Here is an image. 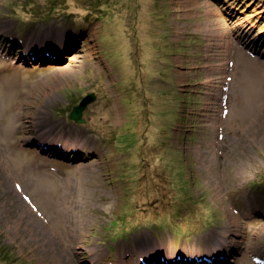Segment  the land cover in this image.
Here are the masks:
<instances>
[{
  "label": "rangeland",
  "instance_id": "rangeland-1",
  "mask_svg": "<svg viewBox=\"0 0 264 264\" xmlns=\"http://www.w3.org/2000/svg\"><path fill=\"white\" fill-rule=\"evenodd\" d=\"M248 58L264 0H0V264H264Z\"/></svg>",
  "mask_w": 264,
  "mask_h": 264
},
{
  "label": "bare ground",
  "instance_id": "bare-ground-1",
  "mask_svg": "<svg viewBox=\"0 0 264 264\" xmlns=\"http://www.w3.org/2000/svg\"><path fill=\"white\" fill-rule=\"evenodd\" d=\"M243 67L244 68H242V71L244 73V79L247 80V82L245 83L246 91H244L242 95L240 96L239 102L241 105L240 114L242 116V119H246L248 111H249L248 107L251 106V103L256 102L257 98H259L260 96L259 88L263 84V81H264L263 80L264 79V66L261 63H259L257 59L248 58L244 60ZM61 143L64 146V148L68 150L75 148V145H77V141L75 142V141L63 140ZM223 241L224 239H220V240H217V242H215L214 247L218 248L217 251H219V248L223 246ZM149 247H150L149 245H147L145 249L143 247L144 252H146V250L149 251L148 249ZM156 252L157 250L155 249L149 254L155 255ZM171 256H174V255H171Z\"/></svg>",
  "mask_w": 264,
  "mask_h": 264
},
{
  "label": "water",
  "instance_id": "water-1",
  "mask_svg": "<svg viewBox=\"0 0 264 264\" xmlns=\"http://www.w3.org/2000/svg\"><path fill=\"white\" fill-rule=\"evenodd\" d=\"M95 99L93 93H89L84 96L81 101L73 107L72 112L70 113V118L75 121L83 122L85 119L83 117V111L87 105Z\"/></svg>",
  "mask_w": 264,
  "mask_h": 264
}]
</instances>
